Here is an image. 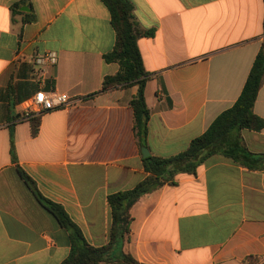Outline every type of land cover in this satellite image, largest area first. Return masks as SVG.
Returning <instances> with one entry per match:
<instances>
[{
	"label": "crops",
	"instance_id": "0c3cea01",
	"mask_svg": "<svg viewBox=\"0 0 264 264\" xmlns=\"http://www.w3.org/2000/svg\"><path fill=\"white\" fill-rule=\"evenodd\" d=\"M130 1L140 28L155 31L138 41L151 75L143 148L170 158L241 96L264 42V0ZM30 13L35 20L25 23ZM115 43L102 0H0V264H62L71 251L68 231L19 169L95 247L110 241L108 196L147 177L131 107L138 86L100 93L119 71L104 59ZM48 52L58 64L41 81L34 58ZM40 89L75 104L39 116L33 136L35 117L22 111ZM254 113L264 120V82ZM239 137L248 152L264 154V129ZM130 213L118 255L140 264H264V169L215 155L197 175L179 174L176 185L143 195Z\"/></svg>",
	"mask_w": 264,
	"mask_h": 264
},
{
	"label": "trees",
	"instance_id": "16d2710c",
	"mask_svg": "<svg viewBox=\"0 0 264 264\" xmlns=\"http://www.w3.org/2000/svg\"><path fill=\"white\" fill-rule=\"evenodd\" d=\"M111 14V24L116 33L113 50L104 56L105 62L119 65V71L104 79L100 93L138 86V92L131 101L134 112V132L143 148L149 134L150 110L146 102V86L151 75L146 71L139 49L141 37H153L155 31L140 28L135 17V7L130 0H102ZM20 5L12 7L13 16ZM25 23L33 22L35 16L26 14ZM264 34V21H263ZM264 82V42L241 96L233 107L221 113L208 130L190 143L188 149L170 158L150 155L143 159L147 177L135 188L108 196L112 226L108 245L95 247L88 243L81 228L71 219L65 209L45 198L35 182L25 172L19 173L39 204L68 231L71 242L69 256L62 264H140L132 256L118 251L130 233L131 209L139 199L164 185H176L179 174L197 175L198 168L209 158L222 154L235 162L253 170L264 169V154H253L243 147L239 134L242 130L261 132L264 120L254 113V106ZM32 134L38 135L40 117L32 120Z\"/></svg>",
	"mask_w": 264,
	"mask_h": 264
},
{
	"label": "built area",
	"instance_id": "2783aa9c",
	"mask_svg": "<svg viewBox=\"0 0 264 264\" xmlns=\"http://www.w3.org/2000/svg\"><path fill=\"white\" fill-rule=\"evenodd\" d=\"M58 64V56L54 52H48L34 58V65L37 67V78L43 81L50 69ZM75 101L67 94H58L55 91L47 92L40 89L38 93L24 105L22 111L26 120L45 113L73 106Z\"/></svg>",
	"mask_w": 264,
	"mask_h": 264
},
{
	"label": "water",
	"instance_id": "95a60500",
	"mask_svg": "<svg viewBox=\"0 0 264 264\" xmlns=\"http://www.w3.org/2000/svg\"><path fill=\"white\" fill-rule=\"evenodd\" d=\"M23 11H29L27 8H23L22 9ZM143 158H147V157H149L150 156V154H149V150L147 149V148H143Z\"/></svg>",
	"mask_w": 264,
	"mask_h": 264
}]
</instances>
